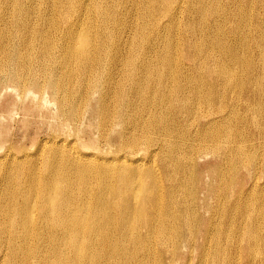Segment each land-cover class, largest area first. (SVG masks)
I'll use <instances>...</instances> for the list:
<instances>
[{
    "label": "bare ground",
    "instance_id": "6f19581e",
    "mask_svg": "<svg viewBox=\"0 0 264 264\" xmlns=\"http://www.w3.org/2000/svg\"><path fill=\"white\" fill-rule=\"evenodd\" d=\"M2 81L95 154H4L0 264H264V0H0Z\"/></svg>",
    "mask_w": 264,
    "mask_h": 264
},
{
    "label": "rangeland",
    "instance_id": "374dc122",
    "mask_svg": "<svg viewBox=\"0 0 264 264\" xmlns=\"http://www.w3.org/2000/svg\"><path fill=\"white\" fill-rule=\"evenodd\" d=\"M183 18H186L185 14H182V19ZM190 21L193 20L191 19ZM11 84L12 83L10 82H6L5 84V81H2L0 85V161L6 163L5 161L7 160L5 155L8 153L9 157H7V159L9 161L12 160L13 156L16 155V157L26 158V156H24L22 152L26 153L27 151V158L29 157L28 160H31L33 156V161L34 159H36L37 161H42V156L38 154L36 155L39 150V144L40 142L42 143L47 141V145H51V139L54 137L52 136L53 134H59L57 140H67L65 142L66 144L63 145V148L65 147L64 149H68L69 145L73 144L74 142L72 141L74 140V138H72L73 136L70 137L69 135L74 134V130L72 131L69 129V131L66 129L65 132H59L55 130V126L57 125V119L55 116L56 104H54L55 102L50 91L46 90L45 93H41L28 88L27 91L24 89L23 92L22 88L14 87ZM28 92L31 93V95H29ZM23 93H26V97L28 98H26L25 94ZM32 94H34L35 97H38V100L35 101L36 98L33 97ZM42 94L44 96L46 95V98ZM81 140L82 141L74 142L76 143L74 145L79 148V150L86 156L95 154V150H93V148L90 146L89 137L83 135ZM95 140H97V143L103 144V142L99 141L98 137L96 136L94 138V141ZM7 148H10L11 151L8 152ZM10 153H12L13 156ZM207 159L210 158L208 157ZM30 166L31 165H29V163L28 165L25 164V168L27 170L30 169ZM187 252L188 251H185V254ZM187 254H189L190 256H194L195 253Z\"/></svg>",
    "mask_w": 264,
    "mask_h": 264
}]
</instances>
